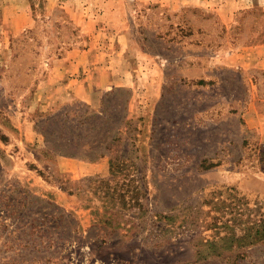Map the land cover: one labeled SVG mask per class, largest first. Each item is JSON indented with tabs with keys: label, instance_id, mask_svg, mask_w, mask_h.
I'll use <instances>...</instances> for the list:
<instances>
[{
	"label": "rangeland",
	"instance_id": "rangeland-1",
	"mask_svg": "<svg viewBox=\"0 0 264 264\" xmlns=\"http://www.w3.org/2000/svg\"><path fill=\"white\" fill-rule=\"evenodd\" d=\"M261 220L264 0H0V264H264Z\"/></svg>",
	"mask_w": 264,
	"mask_h": 264
},
{
	"label": "crops",
	"instance_id": "crops-1",
	"mask_svg": "<svg viewBox=\"0 0 264 264\" xmlns=\"http://www.w3.org/2000/svg\"><path fill=\"white\" fill-rule=\"evenodd\" d=\"M82 55L83 53H81V57ZM80 60H76L75 58L73 61L68 60L69 64L72 65V68L65 64L50 65L49 68L42 74V78L38 81L34 92L37 95V99L49 107L57 103V101H64L71 99L72 97H79L84 90H88L86 87L88 72L86 73L84 68L81 70L79 69V67H82L83 64V61ZM94 71H96L97 75L100 77L105 75L108 76L109 81L106 87L117 85V81L119 79L118 76L125 75V73L123 74L122 72L118 73L116 71H111L110 65L100 66ZM157 83L158 80H156V84ZM136 103V99L134 98V102L128 105V112H131V115L135 112L134 108ZM28 135L32 137L31 132H28ZM107 157L109 156L105 155L104 157H100V159L92 162H84L80 159L64 157L60 159V162L64 165L63 169L69 172L70 175H72V178H77L78 175H81L78 172L77 166L81 165L86 170V174L104 172L106 169Z\"/></svg>",
	"mask_w": 264,
	"mask_h": 264
},
{
	"label": "trees",
	"instance_id": "trees-1",
	"mask_svg": "<svg viewBox=\"0 0 264 264\" xmlns=\"http://www.w3.org/2000/svg\"><path fill=\"white\" fill-rule=\"evenodd\" d=\"M264 239V220H261L258 222V224H254L248 231L241 236H233L231 237V245L233 246V243H240L241 241H245L247 244H251L253 242H256V240Z\"/></svg>",
	"mask_w": 264,
	"mask_h": 264
}]
</instances>
